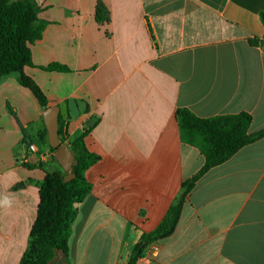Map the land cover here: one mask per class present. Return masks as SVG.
Segmentation results:
<instances>
[{
    "label": "crops",
    "instance_id": "obj_1",
    "mask_svg": "<svg viewBox=\"0 0 264 264\" xmlns=\"http://www.w3.org/2000/svg\"><path fill=\"white\" fill-rule=\"evenodd\" d=\"M47 22L24 72L99 160L75 204L68 251L48 264H129L182 183L204 166L182 140L177 111L248 113L264 130V0H36ZM103 5L108 18L99 21ZM59 64L68 71L47 70ZM46 111L15 76L0 83V264H20L38 216L40 185L62 170L40 138ZM34 146L35 150L30 147ZM151 264H264V138L208 170Z\"/></svg>",
    "mask_w": 264,
    "mask_h": 264
},
{
    "label": "trees",
    "instance_id": "obj_2",
    "mask_svg": "<svg viewBox=\"0 0 264 264\" xmlns=\"http://www.w3.org/2000/svg\"><path fill=\"white\" fill-rule=\"evenodd\" d=\"M39 13L40 7L36 0H0V83L8 76H15L22 86L33 92L44 111H47L51 108L50 101L24 72L26 66L33 65L30 46L41 39L47 26V22L40 19ZM260 16L264 24V11ZM97 18L99 21L108 18L103 5L97 9ZM44 69L68 71L59 64H51ZM65 119L63 116L59 118V137L63 143L68 144L74 156L71 173L75 177L65 182L68 173L63 169L47 172L40 185L38 216L20 264H48L58 251H68L76 217L75 204L82 202L90 193L91 187L85 173L99 157L88 150L84 137L74 141L68 139ZM177 120L182 140L200 149L205 164L192 179L182 183L179 195L159 226L140 237L129 264H136L149 244L165 240L174 233L187 196L208 170L223 164L241 148L264 138V130L249 133L252 116L245 112L200 118L188 109H179ZM40 138L49 145L52 152L55 151L49 144L46 129L40 133Z\"/></svg>",
    "mask_w": 264,
    "mask_h": 264
},
{
    "label": "water",
    "instance_id": "obj_3",
    "mask_svg": "<svg viewBox=\"0 0 264 264\" xmlns=\"http://www.w3.org/2000/svg\"><path fill=\"white\" fill-rule=\"evenodd\" d=\"M86 109L87 107L84 101L69 99L68 101L61 102L57 106L51 107L43 115L49 144L55 149L52 153V157L56 159L63 171L68 173V175L65 176V182L75 177V174L71 173L74 165V156L68 144L63 143L62 139L59 137V118L63 116L76 119L79 117L80 113L86 111Z\"/></svg>",
    "mask_w": 264,
    "mask_h": 264
},
{
    "label": "built area",
    "instance_id": "obj_4",
    "mask_svg": "<svg viewBox=\"0 0 264 264\" xmlns=\"http://www.w3.org/2000/svg\"><path fill=\"white\" fill-rule=\"evenodd\" d=\"M31 150H35L34 146L30 147ZM160 245L158 241L152 242L147 246L144 253L140 257V259L137 261L136 264H151L153 259H155L159 252H160Z\"/></svg>",
    "mask_w": 264,
    "mask_h": 264
},
{
    "label": "clouds",
    "instance_id": "obj_5",
    "mask_svg": "<svg viewBox=\"0 0 264 264\" xmlns=\"http://www.w3.org/2000/svg\"><path fill=\"white\" fill-rule=\"evenodd\" d=\"M11 201L7 198H4L3 201H0V206H10Z\"/></svg>",
    "mask_w": 264,
    "mask_h": 264
}]
</instances>
